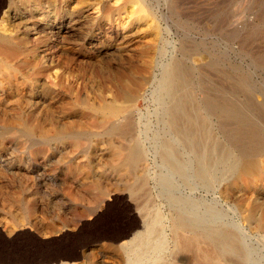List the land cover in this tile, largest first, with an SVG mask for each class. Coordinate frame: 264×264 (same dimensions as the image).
Here are the masks:
<instances>
[{
    "label": "rangeland",
    "instance_id": "obj_1",
    "mask_svg": "<svg viewBox=\"0 0 264 264\" xmlns=\"http://www.w3.org/2000/svg\"><path fill=\"white\" fill-rule=\"evenodd\" d=\"M3 5L0 245L17 238L12 250L0 246V260L123 264L96 240L120 235L117 223L133 214L138 227L117 243L129 240L143 231L145 210L159 217L167 262L264 264V155L254 154L264 145V0ZM109 106L120 114H106ZM128 117L145 154L137 169L148 178L144 195H131L136 178L119 165L130 138L105 133ZM194 143L206 154L208 184L194 177ZM238 162L236 173L226 169ZM173 226L193 242L176 257ZM220 236L229 248L216 244Z\"/></svg>",
    "mask_w": 264,
    "mask_h": 264
},
{
    "label": "bare ground",
    "instance_id": "obj_2",
    "mask_svg": "<svg viewBox=\"0 0 264 264\" xmlns=\"http://www.w3.org/2000/svg\"><path fill=\"white\" fill-rule=\"evenodd\" d=\"M4 1L5 0H0V9H1L2 6H4L3 5ZM6 42H7V40L3 36L0 35V44H5ZM106 114H108L109 116H112V117H116V116H118L120 114V111L117 108H115V107L109 106V107H107ZM122 120L123 121L119 122V123H112L106 129L105 133L108 136L117 135L120 138H123V137H126V138L129 137L130 138V144L126 147L125 156H124L123 160L120 162L119 165L120 166H124L128 170V173H129V175H131V177L134 176L136 178L135 184H131L132 186H130V192L132 193L131 195L136 196L137 193L144 195L145 190H146V188L144 190V186L146 185V182H147L148 178H147L146 175H141V174H140L141 176H139L137 178V173H138L137 169H138V165L143 161L145 154H144L143 148L141 146L140 139L132 136L133 135L132 134L133 133V125H132V122L130 121L129 117L128 118H123ZM180 129L181 128H179L178 130L176 129L177 137H179L181 140L187 142L188 146L191 145L192 141L186 136L185 131H183L182 129L180 130ZM31 133H32L31 129H29V128H25L24 129V134L26 135V137L30 136ZM194 146L196 147L195 150H194V153H195L194 157H195V160H196V163H197L196 170L194 171V177L199 182H201L202 184H208V182H210L212 180V175L209 173L208 167H206L205 164H203V161L206 160L205 159V155L206 154L204 153V151L199 149L200 147L198 145L196 146L195 143H194ZM124 148H125V146H124ZM256 148L257 149L254 152V154L255 155H259V156H263L264 155V145H260V146H258ZM220 149L221 148H219L218 150H220ZM224 153L221 154L218 158L221 159V157H225ZM120 158L122 159V157H120ZM161 159H162V161L165 164H168V166H169L171 171L175 172L178 176H181V178L184 181H187L188 177H187L186 173L184 172L182 167L179 164L176 163L175 159L169 153L168 154L165 153L164 155H162ZM118 163H116L115 165H118ZM208 165H210V164H208ZM241 165L242 164L239 163V162L235 163V164H231V165L226 164V169L229 172H231V173H236L239 170ZM139 196L140 195H137V198H139ZM192 207H194V206H192ZM125 215H127V216H125L126 217L125 220L124 221L119 220V222L117 223V225H118L117 228L121 232L120 235H118L116 237H112V238H110L111 236L110 237L109 236L105 237V235H104L103 238L100 237V238H97V240L95 239L96 242L101 243L102 240H106L105 242H102L103 244H101V246L102 247L103 246H107L109 248L111 247L114 250V253H116V254H118L120 256L123 264H175V262H177L176 258H174L175 262H174V260L171 261V262H167L166 260H164V258L162 256H160V253L163 251V243L161 242V240L159 238V231H158V229L156 227L158 222H159V217L158 216L157 217L154 216L152 218L148 217V214H147V212L145 210L142 211V215L140 214L142 219L139 218V220H138V221L142 220L141 224H142L143 231L140 232V233L133 234L132 237L129 240L121 241L118 244L117 242L121 238H125L126 236L130 235V232L138 224V222L136 223V218L137 217L135 215H133V214L132 215L125 214ZM99 217L100 216L98 215V218H96V219H99ZM172 221H174V220H172ZM85 223L86 222H84V221L81 222V224H83L82 227L84 226ZM173 223H174L175 226L177 225L175 221ZM180 226L181 227H179V228H181V230H183V231L184 230L186 231V229L190 227L188 225L186 226L185 224L184 225H180ZM192 228L193 227H190L189 231H191ZM173 235H174L173 241H174V246H175V250H174L175 252H173L174 253L173 257H176L177 254H179L178 251L189 250L193 246V244H192L193 242L191 241L192 243H190V240H189V238L186 235L185 236H183V235L181 236V235H178L176 233L174 226H173ZM16 238L17 237L15 235L12 238V241L10 243L1 244L0 246L3 247L4 249H9L10 248V250H12V246L11 245L14 244V243L12 244V242H14L16 240ZM61 238L66 239V238H70V237L63 235V237H61ZM208 238H210V237H208ZM208 240H210V239H208ZM217 240H218V243H216V244H218L219 247L229 248L230 245H231V241L227 240L226 237L224 238V237L220 236V237L217 238ZM57 241H59V239H57V238L51 239V240H48L46 242L44 241V243H39V246L40 247L44 246V247H47V248H52V246H54V245L47 246V244L56 243ZM86 247H87V245L85 246V245L82 244V245H80L78 247V249L79 250H83ZM204 249H205V247H204ZM18 250H20V249H18ZM208 250H210V251H206V253L210 252V254H207L208 256H210V255H212L214 253L213 252L211 254V248L208 249ZM218 250H220V249L218 248ZM196 253H198V252H196ZM213 256L215 257V255H213ZM73 258L74 259H78L79 255L78 254L75 255ZM58 261H59L58 259H54V258L53 259H48V260H45V259L42 260L41 259V260L35 261L34 263H29V264H53V263H56ZM118 262L121 263V261H118ZM197 262H198V264H208L205 259L201 260V261H197ZM0 264H20V263H14V262H8V261H5V260H0ZM61 264H77V263H75V262H61ZM96 264H98V263H96ZM109 264H111V263H109Z\"/></svg>",
    "mask_w": 264,
    "mask_h": 264
},
{
    "label": "water",
    "instance_id": "obj_3",
    "mask_svg": "<svg viewBox=\"0 0 264 264\" xmlns=\"http://www.w3.org/2000/svg\"><path fill=\"white\" fill-rule=\"evenodd\" d=\"M6 240H7V239H6ZM6 240H5V241H6Z\"/></svg>",
    "mask_w": 264,
    "mask_h": 264
}]
</instances>
